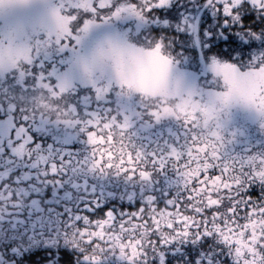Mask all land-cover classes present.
<instances>
[{"label": "snow or ice", "instance_id": "obj_1", "mask_svg": "<svg viewBox=\"0 0 264 264\" xmlns=\"http://www.w3.org/2000/svg\"><path fill=\"white\" fill-rule=\"evenodd\" d=\"M0 264H264V0H0Z\"/></svg>", "mask_w": 264, "mask_h": 264}]
</instances>
